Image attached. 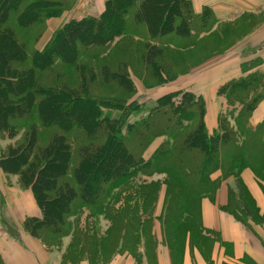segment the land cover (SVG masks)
<instances>
[{
	"label": "trees",
	"instance_id": "trees-1",
	"mask_svg": "<svg viewBox=\"0 0 264 264\" xmlns=\"http://www.w3.org/2000/svg\"><path fill=\"white\" fill-rule=\"evenodd\" d=\"M10 1L3 0L0 4V139H13L21 131L23 134L18 142L9 143L1 150L0 170L18 174L21 182L30 188L41 212V216H28L24 221L33 236L42 238L44 233L55 238L69 236L72 227L66 217L74 215L77 207L97 206L105 196L133 179L134 172L149 175L161 172L177 178L182 185L180 188L173 187L177 182L169 178L164 182L172 191L168 213L174 210L177 218L182 212L192 214L197 202L190 200L200 198V222L201 201L215 194L221 179L230 176L238 179L246 167L262 179L257 168L264 171V134L259 138L249 137L247 129L251 128L241 126L244 115L248 118L246 124L250 125L252 112L263 97L261 72L231 79L218 89L219 94L226 96L228 104L236 100L238 104L232 106L241 105L235 118L241 136L221 114L218 126L210 134L205 121V98L189 89L170 90L157 98L147 115L131 125L135 128L126 136L112 132L115 122L103 113V107H111L105 103L107 100L81 93L83 74L80 71L92 76L95 73L92 63L102 59L104 56H100L110 50L113 39L130 26L146 33L140 54L142 62L156 66L161 61L159 68L170 70L164 60L166 44L176 40L200 41L202 37L196 32L199 34L209 28L207 8L198 21L190 0H106L99 15L70 17L40 48L38 44L47 31L48 20L64 13L61 2L54 3L55 8L52 0H31V3L22 0V5L9 16L13 9L7 10L6 4ZM112 19L119 22L118 26L106 29ZM197 22L198 31L195 30ZM88 36L90 38L85 39ZM88 47L92 48V53L87 52ZM127 66L126 61L119 62L120 72L116 78L133 85ZM101 69L105 76L113 75L108 64L101 65ZM74 70L81 77L76 78L78 83L73 85L75 79L72 80L69 73ZM255 86H263V89L250 99L248 93ZM75 106H80L83 112L74 113ZM162 119L166 122L164 126L156 124V120ZM186 119L196 120L187 132L183 124ZM79 127L86 131L87 139L79 144L75 154L68 134ZM41 128L52 129L45 144L40 141ZM169 134L174 142L167 139ZM160 136L162 140L154 146ZM258 147L263 150L256 161ZM149 151L152 152L148 156ZM98 159L101 163H97ZM216 173H220V178L215 177ZM237 193V206L251 215L240 197L239 184ZM173 200L177 201L178 211L182 206L179 213L171 204ZM178 220L180 224V218ZM144 247L153 264L151 247ZM72 249L70 244L68 260H71L68 254ZM172 258L177 264L175 256ZM0 264H3L1 260Z\"/></svg>",
	"mask_w": 264,
	"mask_h": 264
},
{
	"label": "rangeland",
	"instance_id": "rangeland-1",
	"mask_svg": "<svg viewBox=\"0 0 264 264\" xmlns=\"http://www.w3.org/2000/svg\"><path fill=\"white\" fill-rule=\"evenodd\" d=\"M52 1L54 7L57 1L61 2V8L64 10V13L74 6L83 8L80 2L81 0L78 1V3L77 0ZM1 3H3V0H0V4ZM29 3H31V0ZM21 5L22 0H12L7 3V10L13 9L8 15H13L16 7ZM118 24L119 22L116 19H112L106 29L114 28L118 26ZM128 29L129 30L124 34L113 39L112 44L109 45L110 50L106 54L100 56H104L102 59H98L92 63L95 70L92 76L89 72L83 73L80 71V73L83 74V91L81 92L83 96L90 95L107 100L108 102L105 103H108L109 105H107L111 107H103V113L106 114L110 120H114L116 129L119 128L117 131L112 127V132L125 134V136L129 130L131 131L135 128H132L131 125L136 124L139 119L147 115L148 109L155 105L157 98L170 90L179 88L191 90L190 88L196 82L195 72L198 70L204 72L203 79H205L207 83L210 76L209 69H213L216 66H223L225 63L224 61L216 62L214 60H209L210 56H212L216 50L219 51L227 47L226 44H219L220 42L216 37L210 36H203L200 41H198L199 39H195L192 43H188L185 40L178 42L177 40L172 41L166 44L167 47L165 48L164 59L170 70L160 69L159 65L161 61H158L156 66H149L145 65L141 60L142 43L143 39L147 37L146 33L142 31V29L137 28L136 30L134 26H130ZM92 32L94 33V31ZM90 36L85 39L90 38ZM194 46L195 48H193ZM92 51L91 47L87 48V52L92 53ZM120 61H126L128 65V75L133 85H129L119 80L120 78H116L120 72L118 70ZM103 64H108L110 66L113 73L111 77L104 75L101 69V65ZM69 75H71L72 80L75 79V81L73 80L72 82L73 85L74 82L78 83L76 78L78 80L79 76L81 77L77 70L72 71ZM262 87L263 86H255L248 93V98L251 99L258 94V90H262ZM261 94L262 96L264 95V89L261 91ZM218 96H221L222 100L225 101L223 110H221L220 114L227 117L230 125L236 129V134L241 136L240 130L237 129L238 122L235 121L241 105H239L238 108L237 106L234 107L232 105L238 104L236 100H233V104L230 105L225 95L218 93ZM79 108L80 106H75L72 111L74 113L83 112V110ZM187 119L183 120L184 130L186 132L196 123L195 119L191 121ZM241 120L243 122L241 126L251 128L247 129L249 137L255 136L259 138L264 134V122L262 126V123L255 126L248 125V123L246 124L248 121L246 115H244ZM165 123V119H162V121L156 120V124H162L164 126ZM84 126H86V124H84ZM157 129H160V126L157 127ZM121 130L122 133L120 132ZM40 131V141L42 144H45L52 129L41 128ZM209 132L211 134L213 130H209ZM22 134L23 131H21L17 137L13 139L6 138L7 141L5 139L1 142L2 144L6 142L16 143L21 139ZM86 136V131L82 127L76 128L75 131L68 134V140L74 153L79 144L87 139ZM161 138L163 137H158L153 145H158L162 140ZM168 138L171 142H174V138L171 137L170 134L167 139ZM132 140H134V138ZM164 140H166V138H164ZM153 145L151 148H154ZM256 149L254 160L257 161L260 159V154L263 149L262 147ZM152 151L147 153L148 156ZM118 155L119 154H116V156ZM75 157L77 162V156ZM99 162L100 159L97 160V163ZM259 166L260 163L258 167ZM257 172L260 178L264 179V171L261 167L257 168ZM134 173L135 177L133 176V179L109 193V195L107 197L105 196L97 206L77 207V211L74 215L66 217V220L72 227L69 236L66 238H55L49 233H44L42 240L46 243H57L59 245L72 244L73 249L68 254L70 259L72 261H78L80 258L87 256L93 262L92 264H108L117 251H120L122 254H132L140 261L144 255L139 246L142 247L145 245L151 247L149 251L151 254V261L155 264V247L158 244V240L159 242H163V244L168 243L177 264L180 263V254L188 238L192 245L195 244L201 248L207 247L209 244L208 237L202 236L200 198L190 200L194 203L197 202L193 206L192 214L182 212L179 215L180 217L177 218L174 215V210L171 214L168 213L170 209V207H168V201L170 200L172 191L170 188L168 189L167 184L164 183L166 178L176 182L177 178H170L168 175L161 172H155L150 175L144 172ZM18 181L21 180L18 179ZM2 182L9 183L7 178H4ZM178 183L179 182L173 185V187L180 188L182 185ZM183 186L185 187L188 185ZM142 191H144V194H142ZM184 197H186V195H184ZM176 203L177 201L173 200L171 204L173 207H176V209H174L179 213L182 206H179L180 210L178 211ZM251 216L254 221L257 223L260 222L256 212H251ZM179 218L181 220L180 224L177 223Z\"/></svg>",
	"mask_w": 264,
	"mask_h": 264
},
{
	"label": "crops",
	"instance_id": "crops-1",
	"mask_svg": "<svg viewBox=\"0 0 264 264\" xmlns=\"http://www.w3.org/2000/svg\"><path fill=\"white\" fill-rule=\"evenodd\" d=\"M190 1L198 15L196 20H200L205 8L210 14L208 30L199 31L197 36L216 37L219 44L227 46L216 50L209 59L224 61V65L209 69L207 83L202 70L195 72V86L190 88L204 95L206 125L213 130L218 126L225 103L218 96V88L231 79L252 72H261L264 76V0ZM80 2L83 8L74 6L62 16L48 20L47 31L38 44L40 48L70 17L99 15L104 10L106 0ZM195 30H200L198 22ZM263 121L264 95L253 110L249 124L255 126ZM2 140L5 139H0V153L9 144H2ZM219 176L220 173L215 174L216 178ZM238 177L221 179L215 194L202 199V236L208 237L209 244L201 248L192 245L188 238L182 248L179 264H264V179H259L249 167L244 168ZM4 178L9 183L2 182ZM18 179V174L0 170V260L3 264H92L88 257H82L77 262L68 260L69 244L46 243L25 228V219L28 216L39 217L41 212L30 188ZM238 184L241 199L251 212L257 213L259 223L237 206ZM165 244L158 240L155 247L156 264H174L171 249ZM139 247L144 255L140 261L132 254L117 251L108 264H151L145 247Z\"/></svg>",
	"mask_w": 264,
	"mask_h": 264
}]
</instances>
